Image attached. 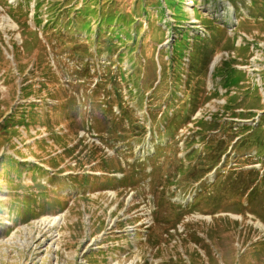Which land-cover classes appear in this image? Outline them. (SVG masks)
Instances as JSON below:
<instances>
[{
	"label": "rangeland",
	"instance_id": "obj_1",
	"mask_svg": "<svg viewBox=\"0 0 264 264\" xmlns=\"http://www.w3.org/2000/svg\"><path fill=\"white\" fill-rule=\"evenodd\" d=\"M0 264H264V0H0Z\"/></svg>",
	"mask_w": 264,
	"mask_h": 264
},
{
	"label": "trees",
	"instance_id": "obj_2",
	"mask_svg": "<svg viewBox=\"0 0 264 264\" xmlns=\"http://www.w3.org/2000/svg\"><path fill=\"white\" fill-rule=\"evenodd\" d=\"M174 48H175V47L173 46V49H174ZM178 50H179V47L175 48V51L173 50V54H172V55H174V54L177 55ZM203 65H204V64H203ZM205 66H206V65H205ZM89 70H90V69H89ZM161 71H162V65H161ZM87 72H88V70H87ZM99 85H100L99 83H95V88L99 87ZM193 102H194V101H193V98H192V102H191V101L189 102V105H190V106H188L187 109L191 110L190 108L192 107V111L196 110V105H194ZM175 130H176V129H175ZM175 130H174V131H175ZM172 132H173V131H171L170 133H172ZM253 180H254V179H253ZM253 180H252V181H253Z\"/></svg>",
	"mask_w": 264,
	"mask_h": 264
},
{
	"label": "bare ground",
	"instance_id": "obj_3",
	"mask_svg": "<svg viewBox=\"0 0 264 264\" xmlns=\"http://www.w3.org/2000/svg\"><path fill=\"white\" fill-rule=\"evenodd\" d=\"M54 217L58 218V217H57V215H56V216H54ZM242 218H243V217H242Z\"/></svg>",
	"mask_w": 264,
	"mask_h": 264
}]
</instances>
